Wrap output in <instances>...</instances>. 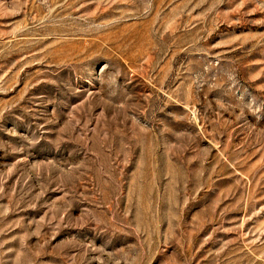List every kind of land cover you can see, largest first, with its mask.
Wrapping results in <instances>:
<instances>
[{"label":"rangeland","instance_id":"rangeland-1","mask_svg":"<svg viewBox=\"0 0 264 264\" xmlns=\"http://www.w3.org/2000/svg\"><path fill=\"white\" fill-rule=\"evenodd\" d=\"M0 264H264V0H0Z\"/></svg>","mask_w":264,"mask_h":264}]
</instances>
